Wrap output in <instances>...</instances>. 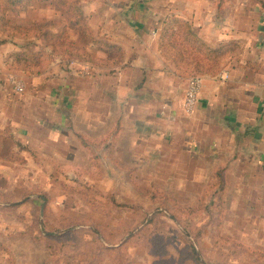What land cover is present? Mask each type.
<instances>
[{
	"label": "rangeland",
	"instance_id": "obj_1",
	"mask_svg": "<svg viewBox=\"0 0 264 264\" xmlns=\"http://www.w3.org/2000/svg\"><path fill=\"white\" fill-rule=\"evenodd\" d=\"M125 2L145 11L175 59L180 52L172 61L180 94L187 78L225 61L264 71L254 59L264 0H87L88 34L74 12L76 4L85 13L84 0H0V264H201L194 246L204 264H264V160L236 131L181 115L180 127L145 136L142 105L133 154L79 144L87 104L97 120L98 100L85 93L97 81L112 90L134 49L98 34L93 9ZM183 21L198 38H187ZM103 99L111 125V92ZM49 126L69 141L66 154L42 138ZM24 128L38 153L15 139Z\"/></svg>",
	"mask_w": 264,
	"mask_h": 264
},
{
	"label": "crops",
	"instance_id": "obj_2",
	"mask_svg": "<svg viewBox=\"0 0 264 264\" xmlns=\"http://www.w3.org/2000/svg\"><path fill=\"white\" fill-rule=\"evenodd\" d=\"M86 2L87 0H84V6L82 4L85 10L83 14L88 17L92 13L87 12ZM125 3L111 5L106 3L108 9L106 7L93 9L96 10V14L93 15L100 17V22L94 26L98 34L99 31L102 32V35L108 37L118 47L127 49V45H129V48L134 49L128 54L126 65L129 66L127 70H121L120 66L116 67L119 71L114 74L116 82L112 86V90H105V87L102 86L103 82L101 84L97 81L95 91L93 92L94 87L92 86L93 89L85 93L88 101L94 100L95 97L98 100L97 120L89 116L92 114V109L89 110L90 106L87 104L84 107L86 123L82 127L79 139L81 147L92 154L94 152L92 145L98 143L103 144L104 149H107L110 154L120 152V148L133 154L137 148L135 141L137 126L143 125L138 123L144 122L137 115L138 106L143 105L144 120L151 121V123L145 124V136L161 135L163 125L166 132L169 126L173 129L180 127L181 115H184L185 119L195 122L207 118L209 122L236 131V136L241 137L244 142L255 145L251 150L255 152L253 156L264 160V149L259 150V145H264V71H251L248 61L242 60L238 66L231 65L232 60L225 61L217 73L201 75L203 88L199 101L194 111L187 115L183 109V102L191 76L187 78L186 87H182V94H180L178 78H175L179 76V71L173 66L175 61L164 53L160 41L158 42L157 39V31L152 30L151 25L144 19L145 11L132 8L130 3ZM149 14L153 15L152 12ZM109 22L110 24H105ZM226 38L227 35L223 39L226 41ZM96 43L102 44L98 38ZM259 45V50L263 48L262 54H258L254 59L259 60L264 68V35ZM100 59H111V57L103 55ZM132 69L141 73L139 79L134 77L132 80L131 77H128V71ZM225 73H228L227 78H224ZM98 78H100L99 71ZM126 90L127 95L125 94ZM109 92H111L112 104L117 109L114 112L111 125L105 122L108 118L109 110L107 109L109 107L107 106L105 109L107 103L103 99ZM207 127L209 126L207 125ZM57 128V126H49L48 134L42 138L50 142L53 147H64L63 153L66 154L69 141L60 138L61 131ZM96 129H98L97 133ZM27 130L30 129L21 130L22 133L25 132L23 139L20 137L15 139L21 143L22 149L38 153L34 149L38 138L35 139L33 134ZM95 135L99 140L94 137ZM126 136H128V140H126L128 146L122 148L121 143ZM55 150L54 154L59 153L57 148ZM95 152L97 154L95 157L99 158L100 154ZM115 158L118 159L119 156ZM240 158L246 157L241 156Z\"/></svg>",
	"mask_w": 264,
	"mask_h": 264
},
{
	"label": "trees",
	"instance_id": "obj_3",
	"mask_svg": "<svg viewBox=\"0 0 264 264\" xmlns=\"http://www.w3.org/2000/svg\"><path fill=\"white\" fill-rule=\"evenodd\" d=\"M74 12L76 13V15L78 16L77 19V24L80 26V30H84L85 34H88L89 32V25L86 21V17L83 14L82 8L76 6L75 4V8H74ZM180 22V21H179ZM183 24H186L187 26L184 29V34L187 33V38L191 41H193L197 36H196V32L194 31L193 27L191 26L190 23L188 22H182ZM171 23L166 27V29H169L171 27ZM180 29V28H179ZM178 30V28H177ZM178 32V31H177ZM198 38V37H197ZM161 48L163 49L164 53L169 56L171 59L175 60V62H180L179 56H181L180 52L178 51V56L175 57L171 54L170 48L168 47L167 43L163 42L162 44L160 43ZM197 54H200L201 51H197L194 50ZM214 52V51H213ZM194 253L196 255V259L201 263L204 264V261L202 260L201 256H200V252L197 250V248L194 246Z\"/></svg>",
	"mask_w": 264,
	"mask_h": 264
},
{
	"label": "built area",
	"instance_id": "obj_4",
	"mask_svg": "<svg viewBox=\"0 0 264 264\" xmlns=\"http://www.w3.org/2000/svg\"><path fill=\"white\" fill-rule=\"evenodd\" d=\"M228 77V73H225L224 78ZM203 88V77L199 74L192 75L187 84L185 99H184V109L191 113L194 111L198 101L201 90Z\"/></svg>",
	"mask_w": 264,
	"mask_h": 264
}]
</instances>
